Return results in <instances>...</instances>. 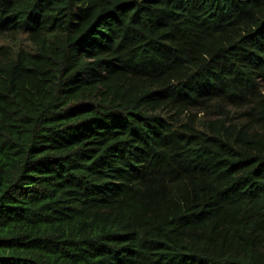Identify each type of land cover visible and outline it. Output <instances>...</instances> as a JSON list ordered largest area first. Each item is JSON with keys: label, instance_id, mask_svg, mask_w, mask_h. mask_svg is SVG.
I'll return each instance as SVG.
<instances>
[{"label": "trees", "instance_id": "trees-1", "mask_svg": "<svg viewBox=\"0 0 264 264\" xmlns=\"http://www.w3.org/2000/svg\"><path fill=\"white\" fill-rule=\"evenodd\" d=\"M0 264H264V0H0Z\"/></svg>", "mask_w": 264, "mask_h": 264}]
</instances>
